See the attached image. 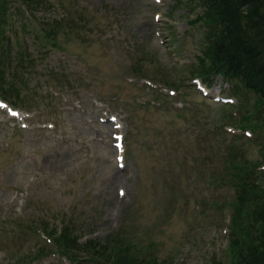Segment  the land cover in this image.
Segmentation results:
<instances>
[{"label": "rangeland", "instance_id": "1", "mask_svg": "<svg viewBox=\"0 0 264 264\" xmlns=\"http://www.w3.org/2000/svg\"><path fill=\"white\" fill-rule=\"evenodd\" d=\"M202 10L0 0V264H116L70 262L61 228L131 264H229L264 206V103L196 76Z\"/></svg>", "mask_w": 264, "mask_h": 264}, {"label": "trees", "instance_id": "2", "mask_svg": "<svg viewBox=\"0 0 264 264\" xmlns=\"http://www.w3.org/2000/svg\"><path fill=\"white\" fill-rule=\"evenodd\" d=\"M198 1L204 8L199 16L205 24L204 33L201 34L205 35L209 45L203 51L201 62L197 64L196 76L207 81L209 77L221 75L235 81L240 89L253 92L264 103V0ZM208 186L216 189V179H211ZM245 194L246 191L240 189L242 198ZM238 203L235 205L236 210ZM212 208L216 211V199L212 201ZM233 216L230 214L232 225L235 224ZM255 219L258 220L257 227L253 229L256 233L248 224V227L245 225L241 229L242 232L240 230L239 236L234 237L237 224L231 226L228 250L233 257L229 264H264V206L257 212ZM63 229L53 239H49L56 252L70 262L76 261L71 252V248H74L81 249L86 256L90 252L92 259L99 256L97 260L109 262L112 259L116 264H131L120 259L118 252H107L105 245L95 241L85 239L82 244L77 242L79 238L76 237L73 242H69V236ZM244 229L247 232L245 236ZM111 249L115 250V246L112 245ZM40 250L46 251L45 248Z\"/></svg>", "mask_w": 264, "mask_h": 264}]
</instances>
